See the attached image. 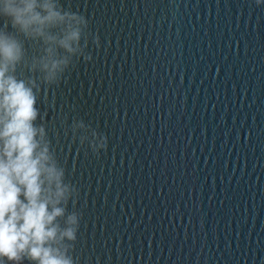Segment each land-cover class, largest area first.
Returning a JSON list of instances; mask_svg holds the SVG:
<instances>
[{
  "label": "water",
  "instance_id": "obj_1",
  "mask_svg": "<svg viewBox=\"0 0 264 264\" xmlns=\"http://www.w3.org/2000/svg\"><path fill=\"white\" fill-rule=\"evenodd\" d=\"M59 3L99 38L37 97L76 264H264V0Z\"/></svg>",
  "mask_w": 264,
  "mask_h": 264
},
{
  "label": "clouds",
  "instance_id": "obj_2",
  "mask_svg": "<svg viewBox=\"0 0 264 264\" xmlns=\"http://www.w3.org/2000/svg\"><path fill=\"white\" fill-rule=\"evenodd\" d=\"M0 18V264H76L79 213L68 204L78 189L37 123L43 120L37 97L42 86L60 81L74 57L89 60L86 48L99 38L84 15L59 0H0ZM70 131L93 153L106 146L83 120L73 119Z\"/></svg>",
  "mask_w": 264,
  "mask_h": 264
}]
</instances>
